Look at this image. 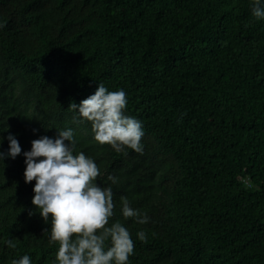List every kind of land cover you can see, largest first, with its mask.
<instances>
[{
    "label": "trees",
    "instance_id": "obj_1",
    "mask_svg": "<svg viewBox=\"0 0 264 264\" xmlns=\"http://www.w3.org/2000/svg\"><path fill=\"white\" fill-rule=\"evenodd\" d=\"M100 83L124 90L143 154L74 120ZM68 127L97 184L118 178L109 223L130 232V264H264V20L250 0H0V151L9 133L23 153ZM22 153L0 161V241L17 243H0V264H53ZM121 197L150 222L125 220Z\"/></svg>",
    "mask_w": 264,
    "mask_h": 264
},
{
    "label": "clouds",
    "instance_id": "obj_2",
    "mask_svg": "<svg viewBox=\"0 0 264 264\" xmlns=\"http://www.w3.org/2000/svg\"><path fill=\"white\" fill-rule=\"evenodd\" d=\"M251 14L264 20V0H250ZM127 97L124 90L109 91L99 84L95 93L70 107L75 119L91 124L93 140L99 145H109L120 153L131 149L143 154L144 136L142 122L125 114ZM36 131V130H34ZM0 137V145L3 144ZM8 148L0 151V161L15 160L22 149L17 137L9 133ZM65 141L70 142L66 144ZM76 138L71 127L57 129L55 138L41 136L31 141L30 150L23 151L24 181L33 186L32 204L44 222L49 244H57L53 264H130L134 254V241L128 229L119 221L109 223L114 217L113 188L118 178L109 175L107 186L97 184L101 177L94 159L84 152H75ZM120 214L125 220L144 225L150 222L146 212L130 206L121 197ZM31 215V213H30ZM137 239L146 240L139 230ZM15 249L13 239L0 241ZM11 264H32L29 255L12 259Z\"/></svg>",
    "mask_w": 264,
    "mask_h": 264
}]
</instances>
